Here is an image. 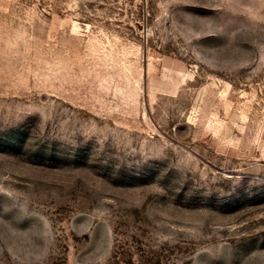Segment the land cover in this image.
<instances>
[{
	"label": "rangeland",
	"instance_id": "374dc122",
	"mask_svg": "<svg viewBox=\"0 0 264 264\" xmlns=\"http://www.w3.org/2000/svg\"><path fill=\"white\" fill-rule=\"evenodd\" d=\"M0 264H264V0H0Z\"/></svg>",
	"mask_w": 264,
	"mask_h": 264
}]
</instances>
